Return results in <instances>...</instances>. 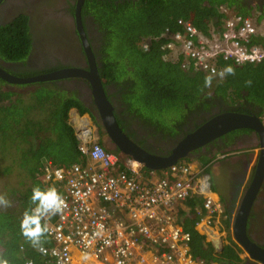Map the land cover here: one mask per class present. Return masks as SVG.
Wrapping results in <instances>:
<instances>
[{"label":"trees","instance_id":"obj_1","mask_svg":"<svg viewBox=\"0 0 264 264\" xmlns=\"http://www.w3.org/2000/svg\"><path fill=\"white\" fill-rule=\"evenodd\" d=\"M221 4L243 14L255 8L259 11L258 19L264 16V0H84L82 12L92 18V27L97 32L90 37L92 51L111 103L120 105L125 114L155 124L156 130L163 134L166 129L172 134L180 132L185 114L190 111L198 116L213 109H217L213 114L224 110L254 112L263 121L264 62L235 64L220 59V65H232L236 74L224 79L217 77L211 87H205L204 77L208 74L193 68L184 69L178 59H168L161 47V38H152L146 49L141 47L146 37L160 34L165 27L182 30L177 23L179 18L207 32L211 25L218 26L223 20L225 13L220 10ZM252 39L264 45V35L257 34ZM30 47L26 14L21 13L0 24V57L3 60H23ZM34 72L16 73L23 76ZM248 80L252 81L251 86H246ZM6 83L0 77V194L7 195L12 206L0 208V258L6 259L8 264L23 263L28 258L44 264V256L21 234L20 221L23 213L32 207V187H47L42 167L48 160L61 166L87 162V156L79 150L80 139L69 119L71 107L76 106L80 113L87 108L74 91L67 92L55 81H38L33 89L25 92L6 88ZM176 111L181 113L182 119L175 118L169 125L164 124L167 114H176ZM91 119L101 129L94 114ZM117 120L126 131L123 119L117 115ZM244 130L248 128L231 130L210 143L213 146L218 145L219 140L229 143L230 138ZM216 147L217 150L222 148L221 145ZM207 152L198 156L203 164L212 158V155L208 157L212 151ZM124 157L119 155L122 168ZM140 169L144 176L155 173L144 166ZM201 202V196L194 195L180 208L183 227L190 234V251L207 262L231 264L239 259L236 251L241 247L232 240L223 253H216L206 235L196 227L200 217L197 204ZM52 244L48 236L45 245Z\"/></svg>","mask_w":264,"mask_h":264},{"label":"built area","instance_id":"obj_2","mask_svg":"<svg viewBox=\"0 0 264 264\" xmlns=\"http://www.w3.org/2000/svg\"><path fill=\"white\" fill-rule=\"evenodd\" d=\"M220 10L223 20L207 32L179 18L182 30L165 27L146 37L141 46L146 49L152 38H161L168 59L207 74L224 68L220 59L235 64L264 62V45L252 39L264 35V16L258 19L257 10L243 14L226 4ZM79 128L78 147L87 162L61 166L48 160L42 167L47 187L55 186L66 201L63 212L49 223L53 244H44L46 254L40 252L44 264H224L192 254L180 213L187 198L195 195L202 198L197 222L229 221L223 203L211 195L206 171L210 162L198 166L178 160L155 176L141 177L136 175V161L127 158L122 168L120 154L93 139L91 122L82 119ZM15 264L37 263L28 258Z\"/></svg>","mask_w":264,"mask_h":264},{"label":"flooded vegetation","instance_id":"obj_3","mask_svg":"<svg viewBox=\"0 0 264 264\" xmlns=\"http://www.w3.org/2000/svg\"><path fill=\"white\" fill-rule=\"evenodd\" d=\"M77 1L0 0V24L11 21L21 13L26 14L28 17V31L31 36V47L26 57L19 61L3 60L0 57V67L15 75H18L16 72L35 71L34 73L23 76H31L68 66L88 68V57L84 51L77 26ZM83 2L80 4L79 19L92 49L93 41H90V37L95 36L97 32L92 27V18L87 13L82 12ZM32 65L35 66L32 68ZM42 81H55V83L65 88L67 92L74 91L83 106L87 108L85 112L87 116L91 119L92 114L95 115L94 112L97 110L96 105L91 94L90 83L85 77L67 76ZM36 82L38 83V81ZM110 98L115 101L113 95ZM121 109L122 107L120 105H115L113 102L114 115L116 120L117 115L120 119H123L126 128L125 132L147 150L159 153L169 151L173 144L188 132L187 130H192V128H195L194 125L196 123H202L217 110L213 109L212 112L205 110L199 116L195 111L187 112L189 114H185L184 121H182L184 123L180 125V132L172 134L170 130L166 129V132L163 134L160 130H156L155 124L143 122L138 118L123 113ZM102 129L97 128V139L104 147L109 148L110 146L106 141V134ZM254 141L255 135L250 129L235 134L230 138L229 143H225L226 140L218 141V145L216 146L221 145L222 148L239 147L235 154L218 159L220 168L223 167V170L228 171L225 179L237 180V178L246 177V183L248 184L250 182L258 155V146H254ZM216 146L211 145L209 142L204 147L198 148L197 152H193L192 154L196 156L205 155L208 153V150L213 151L217 149ZM249 146L256 148L257 151L255 162L248 169L250 153L253 152V149H249L246 152L243 150ZM222 185L223 183L221 182ZM252 213H254L253 216L251 215ZM251 214L248 218V235L257 244L264 247V183L254 199ZM231 264L259 263L257 260L246 256L243 262H231Z\"/></svg>","mask_w":264,"mask_h":264},{"label":"water","instance_id":"obj_4","mask_svg":"<svg viewBox=\"0 0 264 264\" xmlns=\"http://www.w3.org/2000/svg\"><path fill=\"white\" fill-rule=\"evenodd\" d=\"M84 0L77 1V26L88 57V68L68 66L31 76L15 75L0 67V77L11 83H32L36 81L62 78L67 76H82L88 79L93 101L96 105L95 119L106 134V141L110 149L127 156L151 171L171 166L176 161L193 156V151L204 147L209 142L226 134L227 132L248 128L255 135L254 146H258V155L250 182L244 187L239 199L238 207L234 212L231 224V233L234 241L253 258L264 264V247L251 239L247 232L248 218L251 214L252 204L262 184L264 183V123L256 113L238 110H224L217 112L198 126L179 138L169 151L164 153L149 151L133 140L118 124L113 112V104L107 98L102 84L93 51L82 29L79 10ZM71 114V113H70ZM91 122L90 117H87ZM80 123L73 121L77 136L80 133ZM228 149V148H227Z\"/></svg>","mask_w":264,"mask_h":264},{"label":"clouds","instance_id":"obj_5","mask_svg":"<svg viewBox=\"0 0 264 264\" xmlns=\"http://www.w3.org/2000/svg\"><path fill=\"white\" fill-rule=\"evenodd\" d=\"M256 10L257 9H255V11ZM235 74H236V69L232 65H226L219 72L213 69L210 74L204 77V86L211 87L212 81L217 77H219L220 79H224L226 76H234ZM245 84L246 86H251L252 81L248 80L245 82ZM92 122L93 121L91 119V123ZM92 124L95 125L94 122ZM223 150H227V149L225 148ZM228 151H232V150H228ZM233 151L237 152L238 150L236 149ZM222 153H229V152H222ZM211 155H212V158L208 162H211L212 159H214L213 157L215 153L212 152ZM229 155L231 154H228L222 157H226ZM196 158H198V156H196ZM180 160H183V159H180ZM185 161L187 160L185 159ZM30 203L32 207L26 210L23 213V216L21 218L20 231H21V234L32 245L33 248H35L42 254H46V249L44 248V244L47 242V237L51 234L49 223L53 216H56L63 212V210L66 207V201L63 195L57 190L55 186L41 188L40 186L37 185V186L32 187ZM11 206H12V200L9 199L7 195L0 194V208L7 209V208H10ZM0 264H8V261L6 259L0 258Z\"/></svg>","mask_w":264,"mask_h":264},{"label":"crops","instance_id":"obj_6","mask_svg":"<svg viewBox=\"0 0 264 264\" xmlns=\"http://www.w3.org/2000/svg\"><path fill=\"white\" fill-rule=\"evenodd\" d=\"M73 109L72 115L69 113V119L72 121H81V116H85L83 113L79 112V109L76 106L71 107ZM76 112L79 113L80 117L78 115H75ZM80 119V120H79ZM250 147V148H249ZM246 147L248 149H244L243 151L251 150L253 149V152L250 153V160L248 162V169L250 166L253 165L256 159V148H252L251 146ZM239 148H237L238 150ZM235 150V149H234ZM242 151V149H240ZM233 151V150H232ZM236 151L233 153L235 154ZM232 154V155H233ZM210 154H208V157H211ZM195 165L202 166L206 165L203 164L204 162H201L199 159L190 161ZM135 164V163H134ZM210 166L208 167V173H209V180H210V186L212 188L211 190V195L214 198H219V200L223 203V205L226 208V211L228 212L229 215V221L228 222H222L221 224L214 223V224H207L204 220L199 221L196 223L197 229L206 235V239L213 245L215 251L217 254H221L225 251L226 247L229 245V243L234 240L232 237L231 233V224H232V217L234 215V212L236 211L239 203V199L242 195V191L245 187L246 183V177L245 178H240L237 180H231L225 179L226 175L228 174V171L223 170V167L220 168L219 163L217 159L213 160L209 163ZM228 170V169H227ZM156 175V174H154ZM149 177V176H148ZM221 182L223 185L221 186ZM200 204L198 203L197 206ZM252 216L254 213L251 214ZM237 245V244H236ZM238 254L239 259L238 260H233L232 262H238L241 263L245 260L247 253L240 248L239 250L236 251ZM250 258V257H249ZM258 262V261H257ZM261 264L260 262H258Z\"/></svg>","mask_w":264,"mask_h":264},{"label":"rangeland","instance_id":"obj_7","mask_svg":"<svg viewBox=\"0 0 264 264\" xmlns=\"http://www.w3.org/2000/svg\"><path fill=\"white\" fill-rule=\"evenodd\" d=\"M251 11H255V8H252ZM33 66H35V65H32L31 67L33 68ZM36 85H37V83H35V82L34 83H27V84L26 83L16 84V83H9L8 82V83L5 84V87L6 88H9V89H12V90H20V91H24L25 92L27 90L33 89ZM72 111H73V109L70 108L69 109V113L72 112ZM175 113L176 114H173V112L168 113L167 116H166V119L163 120L164 124L169 125L170 123L173 122L172 120L175 119V118H177L178 120H181L182 119V117L180 116V114H181L180 112L176 111ZM83 114L85 116H83V117L81 116V119H86L87 120V113H83ZM71 115H72V113H71ZM72 118H73V115H72ZM73 121H74V119L71 122L73 123ZM76 123L78 124V121H76ZM92 123H91V127H92V132H93V139H95V138L97 139V136H98L97 127L94 124H92ZM227 148H226L227 150H223V149H225L223 147L221 150H218V151H217V149H214L212 152L215 153V154L222 153V152H229L228 154H231L232 155V153L234 151H228V150H234V149L236 150L239 147H227ZM228 154H226V155H228ZM221 158H224V157H221ZM221 158H218V159H221ZM182 159L185 160V159H187V157L182 158ZM196 159H198V158H196V155H193L190 158H188L187 160L188 161H193V160H196ZM218 159H217V161H218ZM124 160L125 161L127 160V157L126 156L124 157ZM135 166H137V171H138L136 173V175L144 176L145 173L140 169L141 165L138 163V165H135ZM159 173H160L159 170H155V173H152L150 176L152 177V176H155L154 174L157 175ZM14 179H15V177L11 178V181H14ZM143 180L144 181H149V178L148 177H145V178H143ZM245 186H246V184H245ZM221 221H223V220H221Z\"/></svg>","mask_w":264,"mask_h":264},{"label":"bare ground","instance_id":"obj_8","mask_svg":"<svg viewBox=\"0 0 264 264\" xmlns=\"http://www.w3.org/2000/svg\"><path fill=\"white\" fill-rule=\"evenodd\" d=\"M75 115H78L79 117H80V115H79V113L78 112H76V114ZM81 118V117H80ZM80 120V119H79ZM82 120V119H81ZM137 163L135 162V164L134 165H136Z\"/></svg>","mask_w":264,"mask_h":264}]
</instances>
